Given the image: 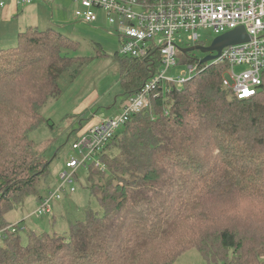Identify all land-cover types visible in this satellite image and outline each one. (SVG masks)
<instances>
[{
  "label": "trees",
  "instance_id": "16d2710c",
  "mask_svg": "<svg viewBox=\"0 0 264 264\" xmlns=\"http://www.w3.org/2000/svg\"><path fill=\"white\" fill-rule=\"evenodd\" d=\"M16 38L0 48V231L29 197L43 201L52 161L30 135L93 59L73 55L79 43L54 28ZM116 56L123 106L161 67ZM224 72L201 64L122 127L100 154L104 170L85 167L101 214L90 210L59 234L18 223L0 242V264H175L190 250L206 264H264V83L238 100Z\"/></svg>",
  "mask_w": 264,
  "mask_h": 264
},
{
  "label": "built area",
  "instance_id": "2783aa9c",
  "mask_svg": "<svg viewBox=\"0 0 264 264\" xmlns=\"http://www.w3.org/2000/svg\"><path fill=\"white\" fill-rule=\"evenodd\" d=\"M20 5L38 2L52 4L58 0H16ZM75 7L74 18L96 24L103 14L111 26V35L120 43L122 57L159 64V73L144 84L141 92L127 99L123 111L111 120H104L77 135L72 148L82 159L72 157L66 171L59 174V184L37 204L30 217L37 218L53 212L52 204L74 193V177L79 170L95 164L104 170L99 160L103 148L130 119L151 108V99L171 87H183L192 81L202 64L191 59L186 69L176 76L171 70L181 66V45L187 48L201 45L199 30L212 29L218 37L243 27L249 42L226 47L211 63L225 67L223 87L238 100L255 97L264 83V0H155L151 5L137 0H69ZM4 2L1 3V6ZM187 35V39L185 36ZM187 42V43H186ZM217 55V53H213ZM236 69H241L236 72ZM18 223L0 231V242L7 231L16 233Z\"/></svg>",
  "mask_w": 264,
  "mask_h": 264
},
{
  "label": "rangeland",
  "instance_id": "374dc122",
  "mask_svg": "<svg viewBox=\"0 0 264 264\" xmlns=\"http://www.w3.org/2000/svg\"><path fill=\"white\" fill-rule=\"evenodd\" d=\"M63 5L65 8L72 9L68 1ZM99 17L100 20L96 24L75 20L76 22L71 23L67 30L61 29L65 36L79 43V52L73 55L93 59L65 95L44 110L45 118L53 127L43 124L40 129L30 135L36 143L37 152L48 161H52L50 176L40 192L42 196H47L49 192L56 190L59 184V174L67 170L66 164L72 157L82 159L79 152L72 148L80 125H87L93 122V119L96 121L111 120L123 111L122 104L126 96L120 86V65L116 56L120 53V43L115 35L110 34L112 28L102 13ZM16 24L15 22L14 25ZM14 25L12 27L16 28ZM10 27L11 24L1 26L0 48L7 49L15 45L8 41V33L12 29ZM199 32L201 44L206 47H210L211 43L218 38L212 29H201ZM186 37L187 35L183 39H187ZM181 47L187 48L185 44ZM102 52L105 56L98 57L97 55ZM189 57L200 60L205 55L197 51L190 53ZM184 65L171 70L168 76H176L183 72L186 69ZM240 70L235 71L238 73ZM77 175L80 181L74 184L76 191L72 194L68 192L64 199L54 202L51 214L39 218L30 217L38 204L37 198L31 196L25 204L10 213L7 220L13 225L19 223L28 230L59 234L68 233L70 226L76 221H84L90 210L101 214L102 208L99 207L96 198L86 189L88 175L86 168L79 170ZM23 238L26 242L24 235ZM175 262V264H206L197 250L188 251Z\"/></svg>",
  "mask_w": 264,
  "mask_h": 264
},
{
  "label": "crops",
  "instance_id": "0c3cea01",
  "mask_svg": "<svg viewBox=\"0 0 264 264\" xmlns=\"http://www.w3.org/2000/svg\"><path fill=\"white\" fill-rule=\"evenodd\" d=\"M69 0H58L52 4L36 3L31 5H20L16 0H0V33L1 26H9L11 24V32L8 33V41L16 44V33H20L28 27L37 29H56L60 32L61 29L67 30L71 23H75L74 12L75 7L71 3L72 9L64 7V2ZM4 5L1 6V3ZM15 22L17 23L16 25ZM16 26L12 27V26ZM15 28V29H14ZM17 34V35H18ZM10 35V36H9ZM7 38V37H6ZM82 126L77 130V134L84 132L88 128L99 124L100 120ZM28 220V218L26 219Z\"/></svg>",
  "mask_w": 264,
  "mask_h": 264
},
{
  "label": "water",
  "instance_id": "95a60500",
  "mask_svg": "<svg viewBox=\"0 0 264 264\" xmlns=\"http://www.w3.org/2000/svg\"><path fill=\"white\" fill-rule=\"evenodd\" d=\"M249 40L250 37L247 34V31H245L243 27H239L238 29L215 39L210 47L197 45L196 47L182 49L181 53L188 55L199 51L205 55V57L201 59L202 64H208L219 57L226 47L240 45V43H246L249 42ZM213 53H217V55H214Z\"/></svg>",
  "mask_w": 264,
  "mask_h": 264
}]
</instances>
